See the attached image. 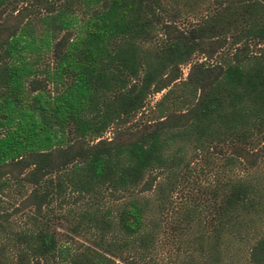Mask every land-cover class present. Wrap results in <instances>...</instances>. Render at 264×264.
Returning <instances> with one entry per match:
<instances>
[{"label":"trees","instance_id":"obj_1","mask_svg":"<svg viewBox=\"0 0 264 264\" xmlns=\"http://www.w3.org/2000/svg\"><path fill=\"white\" fill-rule=\"evenodd\" d=\"M208 5L182 26L164 0H0V264L157 263L186 154L208 149L246 171L176 264H264V0Z\"/></svg>","mask_w":264,"mask_h":264},{"label":"rangeland","instance_id":"obj_2","mask_svg":"<svg viewBox=\"0 0 264 264\" xmlns=\"http://www.w3.org/2000/svg\"><path fill=\"white\" fill-rule=\"evenodd\" d=\"M164 4V7L167 8L164 15L171 17L172 11H177L179 13L177 23L182 26H188L193 21L199 19L204 14L205 9L210 7L208 5L209 0H164ZM158 37L160 36H155L153 42H156ZM201 58L203 57L200 54H195L191 57V60ZM188 65L189 62L180 64V78H184ZM165 90L166 87L146 95L142 109L134 115L132 120L134 121L135 119V122H141L156 117L159 114L157 109L159 103L157 101ZM178 90L182 92V89ZM111 134L112 125L106 127L101 136L109 137ZM226 155L227 152L225 150L223 153H215L211 149L207 151H189L186 154L188 160L185 171L186 175L179 182L165 206L162 218L164 232L157 249V263L155 264H176L180 260V257L183 256L182 250L184 248L190 249L192 247L190 242L195 243L197 241L199 229L202 230L203 227H206L205 221H202V216L205 219L206 213L204 207L208 203L207 201H209L210 189L212 187H219L220 183L228 176L235 174L242 175L246 171L240 167L238 162H234L231 165L227 164ZM255 169L256 172H261L264 175V160L259 162ZM252 170L249 169L248 171ZM13 189H15L14 186L6 190V194L3 196L4 201L7 203V209L12 211V215H15V220L22 224L23 219H25L22 212L18 209L15 210L16 212H13V206L18 207L20 199V194H13ZM185 213H189V215L186 216ZM199 215L200 219L198 218ZM185 218L189 221L188 227L184 224ZM51 221V225L55 227L58 235L63 238L62 234L67 230L65 221L60 218H52ZM2 238L3 236H0V239ZM77 239L83 238L77 236ZM2 241H5V239ZM5 245L7 249H13L10 244L5 243ZM176 245H180L179 249H177ZM193 252L197 253V250L194 249ZM239 257L242 258L243 255L241 256L240 254ZM115 263L129 264L127 261L121 259H115L113 264Z\"/></svg>","mask_w":264,"mask_h":264}]
</instances>
